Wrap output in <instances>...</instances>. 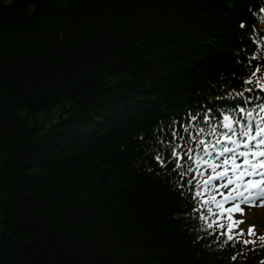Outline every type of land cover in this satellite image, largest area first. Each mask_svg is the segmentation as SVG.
I'll return each instance as SVG.
<instances>
[{
  "label": "trees",
  "instance_id": "1",
  "mask_svg": "<svg viewBox=\"0 0 264 264\" xmlns=\"http://www.w3.org/2000/svg\"><path fill=\"white\" fill-rule=\"evenodd\" d=\"M263 22L264 0H0V264H264L199 216L190 119L227 106L238 141Z\"/></svg>",
  "mask_w": 264,
  "mask_h": 264
},
{
  "label": "snow or ice",
  "instance_id": "2",
  "mask_svg": "<svg viewBox=\"0 0 264 264\" xmlns=\"http://www.w3.org/2000/svg\"><path fill=\"white\" fill-rule=\"evenodd\" d=\"M227 119V118H225ZM225 128L229 129V132H234L235 130L231 128L230 125L225 124L224 125ZM252 132V128L249 125L247 127V130H242L240 132V136L241 137H247L249 139V143L245 144L244 147L248 148L249 151L247 153L245 152H236V148L233 147H229V146H224V141H220L218 140L217 143L221 144V149L218 153V155L220 157H224L223 161H222V165L225 166L224 167V173H217L215 177H209V180L212 179H220L222 178V176H226L227 172H228V168L227 165L229 164V159L231 160L232 164L235 166V168H241L244 165H248L253 171L250 173L251 175H255L257 173V171L259 169H264V159H260L257 160L256 163H252L251 160L248 158L251 155H255L256 153L252 152V148L255 147L256 149H259L261 145H264V138H261L259 140H257V137H262L264 136V129H260L257 128L256 129V134L255 135H251ZM225 136V140L227 142H229L230 144H234L236 145L237 148L240 147V143H238L237 140H233L231 136H229L227 133L224 134ZM255 141V144H253L252 142ZM205 142L203 140L200 141V144L203 145ZM211 147H215V145H211ZM191 149H189L188 155L189 158L191 159ZM209 155H211L210 153H208ZM237 156L240 157H244V162L243 165L237 164L236 160H237ZM259 156L260 157H264V151H260L259 152ZM173 158L177 160V163L175 165L176 168H181L182 165L179 163V160L181 159V157L177 154V153H173ZM156 159L158 161H160V163L163 165L164 161L161 160V158L159 156L156 157ZM202 157H197L195 162L197 164L200 163V161L202 160ZM205 163H207L205 161ZM211 167L213 169V171L215 172V169L217 167H221V165H218L216 163L211 164ZM189 171H191V169H189ZM260 175H264V172H260ZM209 181H205V185L208 183ZM232 183L231 180H228V184L227 185H220V187H227L228 185H230ZM249 184L251 185V188L245 189L244 191H240L237 196H234L233 193L237 192V189H233L231 192L228 193V199L231 200H236L239 199L240 202L242 203H247L251 206H257V204L259 206H264V181H249ZM253 190H255V194H253ZM196 197L200 196V192L197 191L195 193ZM214 200V198H213ZM205 203H207V201H205ZM217 205L219 206V202H217ZM209 211H211V209H209ZM229 211H241L239 209V205L238 204H234L233 209H230ZM202 219H206L205 217H201ZM237 225L239 223H242V221L239 222H234ZM211 224H208V227H211ZM222 227V225H221ZM231 231V228H229V232ZM224 234V233H222ZM249 234H254V229L250 228L249 229ZM240 235H243V233H240ZM228 239L231 240L233 239V237L231 235L228 236ZM262 239H264V237H262ZM244 243H247V241H244Z\"/></svg>",
  "mask_w": 264,
  "mask_h": 264
},
{
  "label": "rangeland",
  "instance_id": "3",
  "mask_svg": "<svg viewBox=\"0 0 264 264\" xmlns=\"http://www.w3.org/2000/svg\"><path fill=\"white\" fill-rule=\"evenodd\" d=\"M264 28V22L262 23ZM261 84L264 86V74H261ZM239 212H232V218L235 222L242 221L238 225L230 227L231 231L227 235L239 237L247 241L246 245H256L258 242H264V206H251L246 204ZM254 229V234H249V229ZM243 233V235H240Z\"/></svg>",
  "mask_w": 264,
  "mask_h": 264
}]
</instances>
